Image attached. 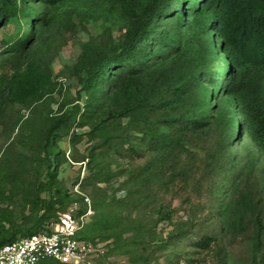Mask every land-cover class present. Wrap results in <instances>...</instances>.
Here are the masks:
<instances>
[{"label": "rangeland", "instance_id": "374dc122", "mask_svg": "<svg viewBox=\"0 0 264 264\" xmlns=\"http://www.w3.org/2000/svg\"><path fill=\"white\" fill-rule=\"evenodd\" d=\"M15 1L0 13V238L87 198L88 264H264V155L221 95L214 33L159 18L131 55L132 0ZM104 56L115 66L87 80ZM160 127L168 144L147 138Z\"/></svg>", "mask_w": 264, "mask_h": 264}, {"label": "trees", "instance_id": "16d2710c", "mask_svg": "<svg viewBox=\"0 0 264 264\" xmlns=\"http://www.w3.org/2000/svg\"><path fill=\"white\" fill-rule=\"evenodd\" d=\"M64 0H44L47 4L56 5ZM137 15L135 26L130 37L122 46L121 51L131 55L142 53L147 47L148 34L156 19H172L180 30L184 19L201 32L212 31L215 35L213 48L225 63V81L219 85L221 95L232 105L247 138L264 155V0H132ZM18 5L15 0H1L0 13L6 17H16ZM143 12V13H141ZM142 14V15H141ZM115 66L113 58L102 57L88 72L87 80L100 76L104 70ZM217 78L219 79L218 73ZM215 85V82H211ZM134 108H145V100L139 95L141 85L136 89ZM131 90H125L127 99ZM172 103V102H171ZM164 104L163 107H168ZM169 108V107H168ZM79 107L69 109L71 115L79 113ZM130 111L126 109L125 112ZM124 112V113H125ZM176 116L166 113L161 118L165 123L178 121ZM235 119H230L232 123ZM184 130L197 131L203 123L196 119L184 121ZM46 134V144L49 141ZM164 145L169 143L171 136L158 128L148 137ZM48 192L53 189L51 174L45 186ZM55 202L50 201L49 208ZM166 217V216H165ZM40 218L39 221H41ZM88 227V226H87ZM38 226L28 231L14 230L8 236L0 238V247L9 245L22 237L38 231ZM87 231V229H86ZM87 233V232H86ZM18 235V236H17ZM210 240L195 243L198 248L206 249ZM53 263V262H50ZM56 264V263H54Z\"/></svg>", "mask_w": 264, "mask_h": 264}, {"label": "built area", "instance_id": "2783aa9c", "mask_svg": "<svg viewBox=\"0 0 264 264\" xmlns=\"http://www.w3.org/2000/svg\"><path fill=\"white\" fill-rule=\"evenodd\" d=\"M91 215L87 198L82 208L72 203L54 223L0 247V264H88L100 253V246L86 238Z\"/></svg>", "mask_w": 264, "mask_h": 264}]
</instances>
